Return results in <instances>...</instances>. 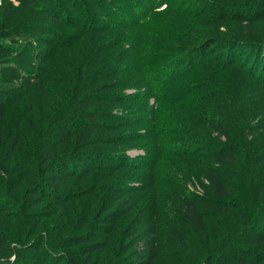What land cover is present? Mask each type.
<instances>
[{
	"label": "rangeland",
	"instance_id": "rangeland-1",
	"mask_svg": "<svg viewBox=\"0 0 264 264\" xmlns=\"http://www.w3.org/2000/svg\"><path fill=\"white\" fill-rule=\"evenodd\" d=\"M1 8L11 21L0 42L15 50L10 58H25L27 79L17 95L4 85L0 98L11 100L0 115V264H218L215 227L206 240L186 221L193 203L184 201L204 198L202 165L215 163L207 153L228 146V182L245 192L232 201L249 205L243 237L264 236V0H0ZM12 23L14 38L3 34ZM6 57L0 76L16 64ZM71 60L84 69L81 92ZM69 127L83 130L82 143ZM88 240L104 249L88 253ZM242 247L264 258V240Z\"/></svg>",
	"mask_w": 264,
	"mask_h": 264
},
{
	"label": "trees",
	"instance_id": "trees-1",
	"mask_svg": "<svg viewBox=\"0 0 264 264\" xmlns=\"http://www.w3.org/2000/svg\"><path fill=\"white\" fill-rule=\"evenodd\" d=\"M4 20L11 21L10 14L6 11V9L1 8V11H0V25L1 26H4L5 24H7L6 21ZM8 27H9L8 30L3 29V34L11 38L16 37V35L18 34L17 26H15L14 23H12V24H9ZM14 51L15 50H13L12 47L4 46L0 42V54L5 53L7 55L6 57L7 60L13 59L14 62H16V64L12 66H6L2 68L1 76H0V98H3L4 94H7L2 91V87L4 85L11 86V91L13 92L14 95H17L20 93L19 91L21 90L22 87H20V85H18L16 82L18 80L27 79V77L21 75V71H20V67L24 65V62L26 61L25 58H23L22 55L10 58L8 55V52L13 53ZM27 58L29 57L27 56ZM72 58H74V56H72ZM73 60L75 61V59ZM71 62L72 60L68 62L70 64L69 68H70V71L73 73L72 77L73 79L75 78V83L77 85V87H75L74 89L81 92L82 91V89L80 88L82 86L81 78L83 74L82 71H84V69H82L81 71L79 67H74L73 66L74 64H71ZM65 92L63 93L61 92L60 97L62 99L67 100ZM10 101L11 100L9 99L6 101H4L3 99H0V115L4 112L5 107L8 106ZM66 102L68 103V101H65L64 111L68 109L66 106ZM80 104L82 105L87 104V107L91 108L93 107L94 103L92 101H88L87 99H84V101H81ZM92 112L93 111H91V113L90 112L88 113L89 118L93 117ZM70 129H72V133L71 132L69 133L71 134L75 133L76 139L82 143L83 142L82 135L84 134L83 130L77 128L78 131L76 132L73 127H71ZM8 142L9 143H7L6 148H5V157H4L5 160H8L9 158H11V154L14 148L17 146V137L14 136ZM53 143L54 142L51 143L52 144L51 146H53ZM221 145H223L224 147L226 146L225 143ZM199 149H201V147H197L196 149L192 150L191 153L189 152V155L195 154ZM224 150H227V152ZM231 152H232V149L228 146L226 147V149L214 151V153L213 152L207 153L209 158H212V157L215 158V163L211 162L208 159L202 165L203 166L202 167L203 176L209 180V186L203 187V190L205 192L204 198L202 197V198L193 199L192 201H184V203H193L190 209L186 208L184 210V214H185L184 217L186 221L190 222V224L192 223V220L195 223L196 222L198 223L197 226H199V229L203 231V233L205 231L206 240L208 239V237L206 236V232H207L206 229L209 228L208 225L215 227V235H213L214 236L213 241L215 242L217 239H221L223 243L222 246H224L223 249L221 248L219 249L220 254H218V259H217L219 262L218 264H264V258L259 257L256 254L247 255V253H245L247 249H244L245 247L244 248L242 247L243 244H245L246 247L252 244H259L262 240H264V236L262 234H253L250 237H248V239H245L243 237L244 235L243 231L250 225L249 223L250 218L247 215H245L246 213H248V209L246 207H248L249 205L248 203H245V206H246L245 207L243 204L237 205L234 201H232V199H234V196L237 199V194H236L237 192L240 193L239 196L241 197V199L243 198L241 194L245 195V192L241 193L240 188H236L235 187L236 185H232L230 182H228V180L236 179V173L234 171V168L232 167V164L234 162L231 161L233 159L232 156L234 155V153L233 152L231 153ZM186 154H187L186 151L182 153L183 156H185ZM220 154H223L224 157H219ZM226 156H228L227 158H229V161H231L232 164L228 165L229 168L224 169L223 166L225 163L223 161ZM2 163H3V160L0 158V179H6L8 178V174H7L5 167L2 165ZM220 164H222L221 165L222 167L220 166ZM20 168L25 169V172L30 171L29 166L20 167ZM21 177H22L21 175H17L16 179L19 180V178ZM258 193L259 191L256 190L255 198H257ZM198 205L205 208V210H208V212L202 213L201 211H199L197 209ZM238 209H243L240 214L235 213L239 211ZM220 215H223V217H221L222 222L217 221V218ZM239 215L242 217L241 220L236 219V217ZM203 217L205 218L203 219ZM141 243L142 244H141L140 249H135L133 251V254L135 255V257L139 259H143L145 257V253L143 252V249H145L146 245L148 244L147 242H144L143 240L141 241ZM134 244H136V241L132 243V247L134 246ZM21 246L22 248H24L23 245ZM93 246L95 245L91 243V240H90L89 244L85 247V250L88 251V253H92L97 248L99 250L104 249V245L102 247H97V246L93 247Z\"/></svg>",
	"mask_w": 264,
	"mask_h": 264
}]
</instances>
